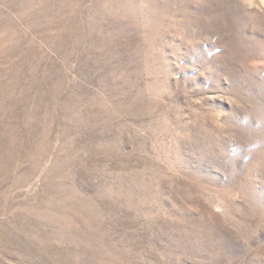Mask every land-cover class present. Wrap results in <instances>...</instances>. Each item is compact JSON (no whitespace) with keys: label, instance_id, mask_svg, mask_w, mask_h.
Masks as SVG:
<instances>
[{"label":"rangeland","instance_id":"obj_1","mask_svg":"<svg viewBox=\"0 0 264 264\" xmlns=\"http://www.w3.org/2000/svg\"><path fill=\"white\" fill-rule=\"evenodd\" d=\"M0 264H264V0H0Z\"/></svg>","mask_w":264,"mask_h":264},{"label":"bare ground","instance_id":"obj_2","mask_svg":"<svg viewBox=\"0 0 264 264\" xmlns=\"http://www.w3.org/2000/svg\"><path fill=\"white\" fill-rule=\"evenodd\" d=\"M37 24V23H36ZM37 80V79H36ZM7 91V90H6ZM64 194V193H63ZM44 210V209H43ZM74 213V212H73ZM46 215H47V213H46ZM44 216H45V214H44ZM69 216V215H68ZM5 226V225H4Z\"/></svg>","mask_w":264,"mask_h":264}]
</instances>
